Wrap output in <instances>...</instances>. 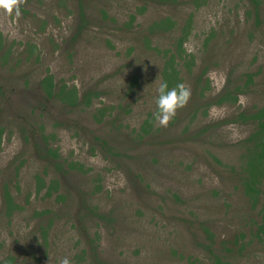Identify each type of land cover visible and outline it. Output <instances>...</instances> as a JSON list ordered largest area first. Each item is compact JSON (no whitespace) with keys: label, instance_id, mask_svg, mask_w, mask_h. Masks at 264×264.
<instances>
[{"label":"rangeland","instance_id":"374dc122","mask_svg":"<svg viewBox=\"0 0 264 264\" xmlns=\"http://www.w3.org/2000/svg\"><path fill=\"white\" fill-rule=\"evenodd\" d=\"M258 1L255 13L250 0H3L0 264H213L203 228L234 262L264 264L252 237L264 186L252 207L240 172L256 123L238 117L264 107ZM164 18L173 28L149 35ZM187 30L193 64L179 76L190 96L161 126L163 55ZM49 75L55 90L98 96L67 107L45 97ZM225 92L237 101L216 104ZM3 186L20 207L9 216Z\"/></svg>","mask_w":264,"mask_h":264},{"label":"trees","instance_id":"16d2710c","mask_svg":"<svg viewBox=\"0 0 264 264\" xmlns=\"http://www.w3.org/2000/svg\"><path fill=\"white\" fill-rule=\"evenodd\" d=\"M253 10L257 13V8L259 1L258 0H250ZM1 4V3H0ZM79 16H83V11L80 9ZM174 24L169 18H164L157 22L152 23L148 27V34L154 35L160 31L168 32L171 28H173ZM183 30H185L183 28ZM189 31H184L181 36H179L175 41L174 49H168L164 52V60L162 64V69L160 73L161 80H167L169 86H174L176 83L181 82L180 79V67L187 68L190 71V67L193 64V58L190 54H187L183 49V44L185 39L188 36ZM207 70L203 69L199 73L197 77V81L201 79L202 76L206 74ZM41 88L46 98H56L59 102L63 103L67 107L75 108L79 106L89 107L91 105V99L97 97L98 95L95 93L87 92L82 96V98L78 97L77 91L75 88H67L65 85H62L60 88L55 90V84L53 77L51 75L45 76L40 82ZM207 88L209 86H206ZM203 94H200L202 96ZM93 96V97H92ZM203 97V96H202ZM237 101V96L231 92H225L215 101L216 104H222L225 102L234 103ZM195 115V113H194ZM243 121H251L256 123L255 132L247 139V141L252 142V147L247 150L246 154L243 156V165L240 168V172H242L243 176L241 178V183L245 190V193L251 199V206L254 207L256 205V200L258 195L260 194V187L264 186V107L257 110L256 112L249 115H239L238 116ZM150 126L148 125V128ZM141 131L143 133H147L148 129L142 127ZM3 134V129L0 128V143L1 136ZM46 141V139H44ZM47 148L48 143L44 144ZM54 162V167L58 170L62 169V163L58 161L59 154L52 150L51 148H47L45 150ZM44 187V184L41 186ZM54 187L49 186L46 195H51ZM40 190V188L38 189ZM2 200L4 204V211L7 216L11 215L15 210L20 207L16 205L11 197L8 188L3 186L2 188ZM48 211L42 212L47 213ZM41 213V214H42ZM203 232L206 234V239L208 240V244L202 245L205 251L210 255L213 264H239L234 262V250L232 248H228L223 245L221 248H215V243L213 240L212 233L207 229L203 228ZM42 238L45 240V234L42 233ZM253 239L260 243H264V213L261 216V222L255 224L254 232L252 235ZM243 238L241 235L236 237L233 240V245H238V240ZM241 245L238 246L236 253L241 251ZM7 264H10V260L7 261Z\"/></svg>","mask_w":264,"mask_h":264},{"label":"clouds","instance_id":"9594fccd","mask_svg":"<svg viewBox=\"0 0 264 264\" xmlns=\"http://www.w3.org/2000/svg\"><path fill=\"white\" fill-rule=\"evenodd\" d=\"M0 3H3V0H0ZM189 96L190 90L182 82L169 86L167 80H161L155 97L156 112L153 114L154 119L161 126H166L176 115L177 109L187 103ZM59 264H71V261L65 256L59 259Z\"/></svg>","mask_w":264,"mask_h":264}]
</instances>
